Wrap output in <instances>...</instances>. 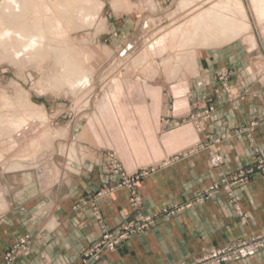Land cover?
I'll return each instance as SVG.
<instances>
[{
    "label": "crops",
    "instance_id": "obj_1",
    "mask_svg": "<svg viewBox=\"0 0 264 264\" xmlns=\"http://www.w3.org/2000/svg\"><path fill=\"white\" fill-rule=\"evenodd\" d=\"M251 35L247 33L206 48L194 67L189 66L192 69L167 78L177 82L178 92L174 93L179 94L175 95L180 97L186 90L187 98L181 105L176 98L161 104L166 107L159 120L160 132H164L160 141L162 152L168 157L187 150L192 139L207 142L203 134L179 133L175 121L186 114L193 102H212L215 110L206 134L211 140L217 139L212 147L221 155L222 162L215 167L209 165V151L204 148L158 166L138 181L141 213L159 214L165 207L193 202L213 180L221 176L231 178L239 170L252 168L259 156L264 157V36ZM220 69L228 72L231 99L214 77ZM151 81L148 89L159 90L160 86ZM73 147L74 162L78 165L85 159L82 170L56 165V180L67 176L68 180L55 181L47 190L44 181L38 187L25 173L17 174V181L16 174L8 181L7 201L0 203V262L15 241L26 234L30 236L28 250L13 264H179L211 246L264 230V181L256 176L246 182L226 181L211 199L194 202L172 216H161L154 225L129 237L115 250L102 252L97 260L86 259L83 251L98 239L102 227L115 228L133 218L135 209L129 203L126 187L95 196L98 190L116 181H107L99 152L91 150L85 154ZM14 170L11 172L21 171ZM69 171L77 173L68 175ZM94 204L100 221L95 216ZM226 264H264V249Z\"/></svg>",
    "mask_w": 264,
    "mask_h": 264
},
{
    "label": "rangeland",
    "instance_id": "obj_2",
    "mask_svg": "<svg viewBox=\"0 0 264 264\" xmlns=\"http://www.w3.org/2000/svg\"><path fill=\"white\" fill-rule=\"evenodd\" d=\"M92 1L99 5L94 21L92 20L87 26L82 25L70 31L66 36V40L73 42L82 50L83 64L90 71L89 80L83 85L77 86L80 87L79 89L73 91L68 86L55 87L50 83L39 84L41 76L52 73L50 59L41 64L40 69L31 65L18 68L8 62L0 61V103L4 102L5 97H15L16 112L21 115V119H24L26 117V114L22 112L24 105L21 107L23 102L18 100L17 95V92L21 90L27 94L29 103H34L33 105L37 106V115L41 116L40 121L34 119L33 130H31L32 128L30 130L20 128L12 131L15 134L0 132L2 163L5 164L11 160L15 163L17 160L22 165L25 164L23 168H18L17 163L14 164V168L6 169L4 177L11 181L14 174L17 179V174L25 173L23 175L28 176L29 181H36L38 187H40L38 182L44 181L46 183L44 190H47L55 181H66L69 178L67 176L64 178L65 180H56V165L62 169L63 167H68L67 169L73 167L78 172L82 170V162L85 159L78 165L72 161L71 148L73 146L85 154L91 150L93 153L99 152L98 154L103 156L104 173L108 176L107 181H116L96 193L113 192L120 188L118 185L121 181H141L158 166L166 164L176 157H184L204 148L209 151V165L212 167L220 165L222 157L212 147L217 139L211 140L209 134H206L207 123L215 110L212 102L204 104L199 100L193 102L186 114L180 115V119L175 121L179 133L186 132L192 136L203 134L208 141L197 140L194 142L192 139L187 150L182 149L168 157L162 152L160 141L164 132H160L162 124L159 120L166 107H161V104L167 99L176 98L177 104L181 105L187 98V91H184V96L175 95L179 94L174 93L178 92L175 87L177 82L168 81L169 79L162 77V71L159 70L163 66L161 67L159 63H161V57L177 55L180 52V46H176L177 42H173L175 45H169L171 47L168 48L169 50H162L160 53L152 55L145 43L148 40L153 45L163 43V37H159L162 36L159 34L164 33L167 26L187 27L191 15L198 14L210 6L221 7L220 0H120L122 3L116 8H113L115 0ZM240 1H242L241 6L244 13L245 11L246 13L245 17L242 16L244 18H240L241 16L238 18L241 21L240 24L243 23L248 29L241 31L240 34L254 35L253 33H255L264 36V17L262 20L257 15L258 8L264 9V0ZM230 3L231 1H229V9L232 8L230 5L235 2ZM183 6L186 9H183ZM226 6L228 5L221 7L220 11L223 14L228 10ZM187 12L190 14L187 15ZM180 15L184 16V19ZM186 19L188 20L186 21ZM258 22L260 23L258 24ZM161 46L163 47V45ZM161 46L159 45V47ZM180 50L182 51V49ZM200 50L201 52L197 53L198 57L205 49ZM136 52L147 54L145 56L147 58H143L144 62L139 64L142 67L132 63V56ZM142 69L146 73H143ZM150 70H155V77L151 72H148ZM223 70L217 71L214 77L219 83V87L231 99L233 97L227 83L228 72ZM147 77L155 78L153 82L157 80L156 83L160 86L159 90L148 89L147 86L152 84V81ZM25 101L27 102V100ZM1 107L2 104H0ZM2 158H0V165H2ZM216 158L219 160H215ZM6 159L7 161H5ZM17 168L21 171L11 172ZM75 173L77 172L69 171L68 175ZM37 176L39 178L41 176V180ZM256 176L264 181V157L259 156L252 168L239 170L231 178L218 177L204 189L219 181L246 182ZM220 186L210 198L202 202L211 199L218 192ZM136 194L139 197L138 189Z\"/></svg>",
    "mask_w": 264,
    "mask_h": 264
},
{
    "label": "bare ground",
    "instance_id": "obj_3",
    "mask_svg": "<svg viewBox=\"0 0 264 264\" xmlns=\"http://www.w3.org/2000/svg\"><path fill=\"white\" fill-rule=\"evenodd\" d=\"M229 1H231V3H233L234 1L235 4L233 5L240 8L230 5L232 8L229 9ZM241 2L242 1L240 0H220L221 7L226 4L228 5L226 6L228 10L225 12V14L220 11L221 7L217 8V5H215V7L210 6L209 8L202 10L198 14L194 12L195 14L191 15L189 20L186 19V21L188 20L187 27L181 28L178 27V25L177 27L167 26L168 28L165 29L166 32L164 31V33L159 34L162 35L159 37H163V43L160 42L159 45H163V47H159L158 44L153 45L151 40V43H149V40L145 42L146 45H148V48L151 50V52H148L152 55H154L155 53H160L162 50H169L168 48H171L169 45H175L173 44V42H177L178 44L176 43V46L179 45L180 49H182V51L179 49L180 52L177 55L174 53L176 56L173 54V56L170 55L171 58L167 56L163 58L161 57V59L158 58L161 62L159 64L161 65V67L163 66L162 69L159 67V69H161L159 71H162V77L170 79L176 77L180 73L183 74V72L186 71L185 69L191 68L189 66L192 65V67H194L195 63L197 62L196 60H198L197 53L201 52L200 49H206L214 46L217 47V45L240 36L241 31L248 30L245 25H243V23L240 24L241 21H239L238 18V16H241L240 18H244V14L246 13V11L244 13ZM121 3L122 2L120 0H115V2H113V8H116V6L120 5ZM217 3L219 2L217 1ZM184 8L185 7L183 6V9ZM98 10L99 5L95 4L92 0H0V61L8 62L18 68H22L25 65H31L40 69L41 64H43L47 59H50L52 73L50 75L41 76L39 84L44 85L50 83L55 87L68 86L69 89L73 91L77 88L79 89L80 87L77 86H81L89 80L90 71L83 64L82 50L74 45L73 42L66 40V36L68 33H70V31L75 30L82 25L87 26V24L91 23L92 20L94 21ZM189 12L192 13V11ZM189 12H187V15L190 14ZM182 15L180 16L182 17ZM243 15L244 17H242ZM257 15L262 19L264 17V9L258 8ZM260 22H258V24ZM252 44L254 45L253 42ZM146 55L141 52H136L132 56V63L137 66H141L139 64L140 62H144L143 58H145ZM131 69H133V67ZM154 71L152 72L153 76ZM148 72H151V70ZM187 73L188 71L186 72L185 76L188 75ZM151 80H155V78ZM161 82H163V80ZM17 93L18 100H21V102H23V104H21V107L22 105H24L22 112L23 114H26V119H21V115L16 112L15 97H5L4 102L0 103L2 104V107L0 108V132L2 133L8 134L9 132L11 133L12 131L20 128L27 130H30V128H32L31 130H33V122H35L34 119H41V116L37 115V106L35 107L33 105L34 103H29L27 94L21 90ZM25 100H27V102ZM12 133L15 134V132ZM5 161H7V159ZM2 162L3 158L1 161L2 165H0V183L2 185L0 189V203L1 201L5 203L7 201L6 195H8L7 192L9 191V180L4 177L6 169H12V167L14 168L13 165L16 163L18 165V168H23V165L25 164L22 165V163H19L20 161L17 162V160L15 163L14 161H11L10 163L6 162L5 164H3ZM14 178L17 181L18 176L17 179L16 177ZM37 178L39 177L37 176Z\"/></svg>",
    "mask_w": 264,
    "mask_h": 264
},
{
    "label": "built area",
    "instance_id": "obj_4",
    "mask_svg": "<svg viewBox=\"0 0 264 264\" xmlns=\"http://www.w3.org/2000/svg\"><path fill=\"white\" fill-rule=\"evenodd\" d=\"M219 160V159H215ZM245 182V181H240ZM138 181H121L118 187H126L130 191V204L135 209L132 219L124 221L113 229L102 227L101 235L94 243L83 251L86 259L97 260L104 251H113L132 235L145 231L154 225L161 216H172L184 207L191 206L194 202H202L210 198L218 187L226 181H219L215 185L204 189L195 200L181 206L165 207L159 214H143L140 212L141 201L136 194ZM234 183V182H233ZM2 185L0 183V189ZM106 192H98L95 196L101 197ZM96 218L100 221L101 215L96 204L93 205ZM30 243L28 234L19 237L11 248L4 254L0 264H13L15 259L26 253ZM264 249V230L256 232L249 237L233 240L219 246H211L205 251L191 256L188 260L179 264H226L239 261L255 255L259 250Z\"/></svg>",
    "mask_w": 264,
    "mask_h": 264
}]
</instances>
